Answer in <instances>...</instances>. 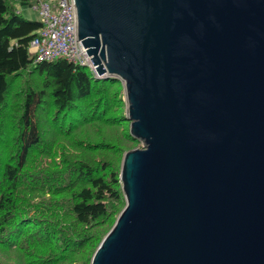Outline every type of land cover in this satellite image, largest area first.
Instances as JSON below:
<instances>
[{
	"label": "water",
	"instance_id": "95a60500",
	"mask_svg": "<svg viewBox=\"0 0 264 264\" xmlns=\"http://www.w3.org/2000/svg\"><path fill=\"white\" fill-rule=\"evenodd\" d=\"M123 86L124 207L90 264H264V0H73Z\"/></svg>",
	"mask_w": 264,
	"mask_h": 264
},
{
	"label": "trees",
	"instance_id": "16d2710c",
	"mask_svg": "<svg viewBox=\"0 0 264 264\" xmlns=\"http://www.w3.org/2000/svg\"><path fill=\"white\" fill-rule=\"evenodd\" d=\"M17 4L31 6L0 0V264L9 249L23 264H89L124 202L114 154L133 137L119 130L122 83L64 58L35 61L41 22Z\"/></svg>",
	"mask_w": 264,
	"mask_h": 264
},
{
	"label": "built area",
	"instance_id": "2783aa9c",
	"mask_svg": "<svg viewBox=\"0 0 264 264\" xmlns=\"http://www.w3.org/2000/svg\"><path fill=\"white\" fill-rule=\"evenodd\" d=\"M37 10L41 28L30 43L28 51L35 61L64 58L87 67L95 78L98 76L85 50L79 52L76 35V15L73 0H30Z\"/></svg>",
	"mask_w": 264,
	"mask_h": 264
},
{
	"label": "rangeland",
	"instance_id": "374dc122",
	"mask_svg": "<svg viewBox=\"0 0 264 264\" xmlns=\"http://www.w3.org/2000/svg\"><path fill=\"white\" fill-rule=\"evenodd\" d=\"M17 10L21 12V14H22V16L24 18H27V19H30V20H39L38 12H37V10L33 9L32 6L17 4ZM32 81H34V80H32ZM121 100H122V106H121L122 109H121V111H122V114H123V116L125 118V121L123 123L122 128L119 129V130H120V132H123L126 127H127V129H129V120H127L126 116L124 115V109H125L126 104H125L123 86H122ZM108 131L110 132V135H108L109 141L110 140L112 141V139L114 140L115 138L113 136H115L114 135L115 134L114 131H116V130L112 128V129H109ZM86 134H88V135H84L85 137L89 136V138L92 139V137L94 138V136L97 134V132L93 133L92 129L88 128V129H86ZM141 145H142V142L140 140L133 138L132 141H128L124 145H121L120 147L118 146L119 151L116 154H114L115 155L114 160H115V165H117L118 168H119V172H120V166H121V161H122L123 154L126 151H129V150H132V149H135V148H140ZM119 182H120V180H119ZM120 185H121V183H120ZM121 193H122V191H121ZM122 196H123V194H122ZM123 199H124V197H123ZM124 204H125V201L121 204V210L124 207ZM121 210H119L117 213L114 214L113 219H116L117 215L119 214V212ZM113 219L110 218L109 220L112 221ZM107 223L108 222H106V224H104V226H106ZM19 252H21V251H18L16 249H9V250H7L5 252H2V254H3L2 257L6 261L5 264H19L18 261H21V263L23 264L25 261H27V260L23 261V257L19 258V256L21 255ZM89 264H90V262H89Z\"/></svg>",
	"mask_w": 264,
	"mask_h": 264
},
{
	"label": "crops",
	"instance_id": "0c3cea01",
	"mask_svg": "<svg viewBox=\"0 0 264 264\" xmlns=\"http://www.w3.org/2000/svg\"><path fill=\"white\" fill-rule=\"evenodd\" d=\"M14 1H19V0H14ZM25 5V4H24ZM20 12V11H19ZM21 13V12H20Z\"/></svg>",
	"mask_w": 264,
	"mask_h": 264
}]
</instances>
